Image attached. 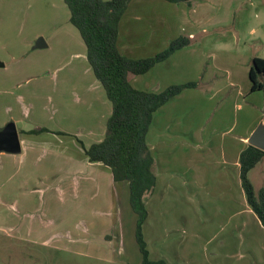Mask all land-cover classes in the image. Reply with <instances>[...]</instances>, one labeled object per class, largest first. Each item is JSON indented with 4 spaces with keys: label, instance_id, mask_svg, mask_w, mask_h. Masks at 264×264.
Instances as JSON below:
<instances>
[{
    "label": "rangeland",
    "instance_id": "374dc122",
    "mask_svg": "<svg viewBox=\"0 0 264 264\" xmlns=\"http://www.w3.org/2000/svg\"><path fill=\"white\" fill-rule=\"evenodd\" d=\"M250 1L226 4L244 8ZM173 14L175 20L169 16L165 23H172V40L182 35L174 30L183 19ZM239 18L246 19L238 13L236 25ZM160 35L171 34L150 38L152 48L142 36L135 45L159 53L170 43ZM39 37L46 45L33 49ZM205 46L173 53L129 78L136 89L154 92L197 84L156 111L147 135L156 182L146 197L143 234L150 257L167 264H239L235 253L252 241L250 233L262 234L239 169L249 136L240 135L255 119V94H237L228 84L240 79L233 75L248 66L249 54L242 46L229 53L215 43ZM249 49L264 55V43ZM0 63V74L16 77L20 89L14 93L24 96L14 111L22 118L18 132L24 123L30 130L45 128L30 133L31 140L49 142L40 157L32 149L23 165L16 161L13 179L0 171V264H139L129 186L114 185L106 167L85 159L84 149L104 137L112 107L91 69L85 74V45L64 0H0ZM3 101L14 104L10 97ZM248 176L256 191L264 187V156Z\"/></svg>",
    "mask_w": 264,
    "mask_h": 264
},
{
    "label": "trees",
    "instance_id": "16d2710c",
    "mask_svg": "<svg viewBox=\"0 0 264 264\" xmlns=\"http://www.w3.org/2000/svg\"><path fill=\"white\" fill-rule=\"evenodd\" d=\"M129 1L64 0L69 10V22L78 30L85 44L88 64L112 107L104 137L84 152L90 162H101L109 167L115 182L128 183L129 203L137 215L134 236L140 253L139 264H167L162 258L150 257L143 234L148 214L146 197L156 182L147 135L156 111L184 89L194 88L197 84L171 85L161 92L140 90L131 85L129 74H145L175 51L189 45L190 39L179 36L163 51L146 58L122 54L117 47L118 28ZM165 1L190 5L192 0ZM248 77V92L258 91L264 95V58L255 56L251 59ZM44 130H29L28 133ZM263 156L264 151L247 144L239 155V169L247 204L264 227V187L256 191L248 176Z\"/></svg>",
    "mask_w": 264,
    "mask_h": 264
},
{
    "label": "crops",
    "instance_id": "0c3cea01",
    "mask_svg": "<svg viewBox=\"0 0 264 264\" xmlns=\"http://www.w3.org/2000/svg\"><path fill=\"white\" fill-rule=\"evenodd\" d=\"M161 1L162 0L129 1L126 11L122 15V18L119 22L118 28L117 47L122 54L136 59L148 57L150 54H156L157 52L155 51V49L154 51L148 50L146 49V45L144 44L136 46L135 42H137L139 40L138 38L142 36L146 38L145 41L149 43L152 48V43L149 40L158 36V34L163 31H165L166 33L169 32V34L171 35L170 37H168L169 35H160V40L162 39L164 43L172 41V39H170L171 36H173L172 23L170 26H166L165 23L168 22L169 16H171V20H175V18L173 17L174 12L176 14H179L180 16H182L181 18H183L176 25L174 32H176V34L181 33V36L185 35L190 39V45H187V47L175 51L174 54L185 51L186 49H189V47H191V49H194V52H197V49L195 47L199 46L203 48L206 47L205 45L208 46L209 44L215 43L217 45L225 47L227 49L225 50L227 53L232 51L233 48H235V50H238L240 49V46H242V49L240 50L242 51V54L246 52L247 54H249V59H247V62L249 60L251 62V59L255 56L264 58V55L253 53L255 55L252 56V53L249 52L250 44L264 43V2H262L261 0H251L250 3L248 5H245L244 8L240 7L239 5L228 6V4H226V0H192L190 5L186 4L185 2H180L173 3V6H169L170 4L166 5L164 4L166 2ZM232 1L235 2V0ZM143 3L150 5V7L146 9L137 8L138 5ZM238 13H242V16H245L246 19L244 21V19L241 20V18H239L240 23L239 25H236L235 18ZM142 16L144 17L142 18ZM249 21L250 23H248ZM142 30H145L143 35H141ZM148 30L149 34L147 33ZM198 35L202 38L200 42H193L198 37ZM223 60L226 59L223 58ZM231 62L235 63V60ZM250 62H248L247 67L239 66L240 68H238L240 69V71L237 75L235 71V74L233 76L235 78L240 77L238 81L230 80L228 82L230 86H236L238 88L237 94L242 95L244 89H249L250 87V81L248 77ZM3 65L4 64L0 63V66ZM244 65H247V63H244ZM89 69H91L90 65L85 70V74L90 75ZM131 75L134 74H129L128 77L130 78ZM246 77L248 78V82L245 81ZM92 81L96 84L97 87H99L98 85H101L96 78L92 79ZM18 89H20V87L19 83H16V77H4L2 76V74H0V128L9 122H13L15 126L16 124L22 123V118H16L14 116V111L19 106L20 100H24L23 95L14 93ZM254 94V102L252 104L251 110L254 114L255 119L254 121H252V126L248 129V134L240 135V137L242 138H244V136L247 137L255 128L254 126L258 124V120H261L263 117L261 107L264 101V95L262 92L258 91L253 92V95ZM4 97H10L11 103L14 104H6L3 101ZM24 109L26 108L23 106V110ZM28 127L29 124L27 125V123H24L20 127L21 133L18 132L20 141V151L18 153H8L5 151H0V171H2L3 173L5 171L10 172L11 175H9V178L11 179H13L17 174L13 172L16 166V161H18L19 163L21 162V165H23L28 160V156L33 150H35V152L38 151L39 157L41 154H44L46 150H48V141L46 142L44 140H31L30 133H26L31 129H28ZM85 157V159L89 163L106 167L110 171L109 167H107L103 163L90 162L86 154ZM4 161H9L7 165L10 164V167H5L6 164L3 163ZM112 181L116 186H121V184L124 185L125 183H127L126 181L115 182L113 176ZM4 194L5 191L0 190V201H2V199L4 198ZM255 217L256 226L262 232V234L256 232L250 233L252 241L248 244H245L238 253H235L239 264H264V227L262 226L256 215ZM228 258L229 255H226V258L224 260H227Z\"/></svg>",
    "mask_w": 264,
    "mask_h": 264
},
{
    "label": "water",
    "instance_id": "95a60500",
    "mask_svg": "<svg viewBox=\"0 0 264 264\" xmlns=\"http://www.w3.org/2000/svg\"><path fill=\"white\" fill-rule=\"evenodd\" d=\"M45 45L43 38L39 37L35 41L33 49L44 47ZM261 112L263 117L249 134L246 142L248 145L264 151V101ZM0 151L8 153H18L20 151L19 135L13 122H9L0 128Z\"/></svg>",
    "mask_w": 264,
    "mask_h": 264
}]
</instances>
